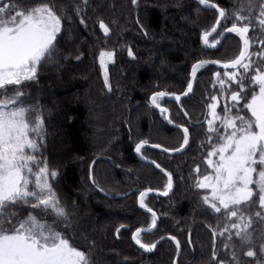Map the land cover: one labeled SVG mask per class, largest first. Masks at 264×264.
Listing matches in <instances>:
<instances>
[{
    "label": "trees",
    "instance_id": "16d2710c",
    "mask_svg": "<svg viewBox=\"0 0 264 264\" xmlns=\"http://www.w3.org/2000/svg\"><path fill=\"white\" fill-rule=\"evenodd\" d=\"M209 1L230 14L239 11L250 17V52L258 53L264 48L260 44L264 31L256 19L262 0ZM21 3L25 8L43 3L54 5L62 21L52 53L38 66L36 79L21 86L25 93L23 106L33 110L29 119L43 120L42 136H33L39 147L35 155L47 162L50 172L58 173L50 183L67 213L66 217H58L49 210L43 214L42 222L83 251L88 264H173L177 251L174 241L163 240L146 253L131 240L135 229L148 228L153 219L138 207V194L145 189L163 192L168 183L157 169L137 159L134 147L140 141L166 149L181 146L184 133L165 122V114L150 104V95L186 91L192 64L202 59H234L242 48L240 37L229 33L216 49H203L200 35L213 27L218 12L194 0ZM101 21L109 29L107 35L100 28ZM232 23L229 15L208 42L217 40L219 33ZM101 49L114 53L108 66V87L97 60ZM251 59L259 63L258 56ZM236 70L243 75L242 69ZM254 70L255 65L247 74L249 79ZM225 71L232 70L204 66L196 73L190 95L179 103L158 100L159 105L169 109L174 124L189 130L190 141L182 153L169 155L147 147L140 152L170 172L174 183L165 197H144L145 208L155 211L158 223L153 232L141 234L140 239L153 244L162 236L174 237L180 246L177 264H264V254L260 252L264 245V219L255 215L262 211L258 196L254 198L257 204L250 211L245 210V215L252 218L248 230L251 238L250 244H242L231 229L233 220L206 205L207 189L196 186L198 178L212 172L207 164L208 152L218 144L215 133L208 132V105L213 102L210 97L217 96V113L223 117L225 106L232 103L231 91L238 90L236 84L227 82ZM217 73L226 80L225 89H221ZM252 89L256 90V85L246 81L248 99ZM245 102L242 100L240 107ZM235 113L234 108L232 115ZM245 113L246 109L240 115ZM215 126L220 128V122ZM209 135L213 137L211 141ZM13 210L17 219L26 218L30 212L41 214L39 209L27 206ZM225 226L229 231H224ZM249 250L255 251L256 257L244 254Z\"/></svg>",
    "mask_w": 264,
    "mask_h": 264
},
{
    "label": "snow or ice",
    "instance_id": "6c2138e0",
    "mask_svg": "<svg viewBox=\"0 0 264 264\" xmlns=\"http://www.w3.org/2000/svg\"><path fill=\"white\" fill-rule=\"evenodd\" d=\"M132 3L136 4L137 0H132ZM199 3L216 9L219 14L217 26L228 19L229 15L233 17L232 26L226 28V31L236 33L243 42V47L237 58L224 63L222 67L242 69L243 75L239 71L224 73L227 82L236 84L238 90L231 91L229 99L232 103L225 106L223 117L217 113V96L210 97L213 102L208 105L209 115L212 117L207 121L208 132L215 133L218 144L208 152L207 164L213 169L214 175L198 178L196 186L211 189L210 195L204 197V203L214 212L233 220L231 229L234 230V236L242 244H250L251 233L248 230L252 226V218L245 215V210L250 211L257 204L254 199L257 196L262 211H257L255 215L264 219V48L258 53L249 51L250 40L247 34L251 28L250 17L239 11L230 14L216 4H209V0H199ZM54 7L43 3L25 8L21 0L0 2V264H88L83 251L73 246L64 234L42 222L43 214L49 210L58 217H66L67 213L60 206L50 183V180L57 178L58 173L50 172L47 162L35 155L39 147L38 140L33 136H42L43 120L40 117L35 121L30 120L33 110L23 106L22 101L25 93L21 86L26 81L36 79L38 66L51 55L61 32V17L54 11ZM259 9L256 19L259 28L264 31V0ZM217 26L213 27V32L217 30ZM100 28L105 35L108 34L109 29L102 21ZM209 35L210 33L205 32L202 40L206 46L215 47L216 45H208ZM260 44L264 45V40ZM128 54L132 55L131 50ZM113 55L112 52H100L102 68H105L106 59L110 61ZM253 55L258 56V64L251 59ZM209 63L219 62L200 61L194 64L192 77L195 78L197 71ZM254 65V74L249 79L247 74L253 70ZM216 78L221 89H225L226 80L219 73ZM246 81L258 86V91L251 90L250 99L245 92ZM105 83L107 85L106 70ZM191 88L190 82L189 91ZM166 95L164 92L156 93L152 97V104L160 107L158 100ZM176 99L179 100L180 97L176 96ZM242 100L246 102L240 107ZM234 108L236 113L232 115ZM245 109L246 113L240 115ZM161 111L166 112L167 109L161 108ZM217 121L220 122V128L215 126ZM183 132L184 142L181 148L189 140V130L184 128ZM212 138L209 135L210 141ZM145 143L147 142L141 141L136 145L138 153ZM213 157L218 159L213 160ZM156 166L160 167L158 164ZM196 170L199 172V167ZM167 187L171 188L170 176ZM163 194L166 195L167 192ZM140 195V207L145 208L146 193ZM18 206L39 209L41 214L30 212L26 218L17 219L13 209ZM147 210L151 212L150 208ZM152 217L154 228L155 213ZM152 228L137 229L133 234L136 244L148 252L156 245L143 243L140 237L142 231L151 232ZM224 231H229L227 226ZM220 234L223 235V232ZM213 236H216L215 231ZM260 252L264 254V245H261ZM244 254L250 258L257 255L253 250ZM232 255L236 258L235 252ZM213 259H217L215 252Z\"/></svg>",
    "mask_w": 264,
    "mask_h": 264
},
{
    "label": "water",
    "instance_id": "95a60500",
    "mask_svg": "<svg viewBox=\"0 0 264 264\" xmlns=\"http://www.w3.org/2000/svg\"><path fill=\"white\" fill-rule=\"evenodd\" d=\"M194 1H196V2L199 3V0H194ZM199 4H200V3H199ZM209 4H216V3H213V2H210V1H209ZM201 5H202V4H201ZM216 5H217V4H216ZM202 6H203L204 8H206V9L216 10L215 8H209V7H206L205 5H202ZM218 7H219V6H218ZM219 8H220V7H219ZM220 9H221V8H220ZM218 16H219V14H218ZM217 19H218V17H217ZM217 19H216V22H215V24L213 25V27H214V26H217ZM213 27H212L209 31H207L208 33H210V35H209L208 38H207L208 40H209L212 36H214V35L217 33V31H218V29H219L220 26H217V30H216L215 32L212 31ZM229 27H231V26H229ZM227 28H228V27H227ZM227 34H229V32H227L226 29H224L223 31H221V32L219 33V35H218L217 40H215L212 44H209V43H208V45H216L215 47H211V46H206V45H205L204 41L202 40V36L204 35V33H202V34L200 35V44H201V47H202L203 49H206V50H214V49H216V48L220 45V43L222 42V40L224 39V37H225ZM247 35H248V34H247ZM248 37H249V36H248ZM249 40H250V38H249ZM241 42H242V41H241ZM242 47H243V42H242ZM250 50H251V42H250V49H249V51H250ZM240 51H241V50H240ZM238 56H239V54H238L235 58H237ZM235 58H234V59H235ZM234 59H232V60H234ZM232 60L222 62V61H218V60H215V59H202V60L196 61L195 63L192 64L191 69H190V80H189V83L191 82V84H192V88H191V90L189 91L188 86H187L186 91H184V92H182V93H180V94H169V93H167L166 96H164V97H162V98H160V99H166V100L174 101L175 103H179L180 100H181L182 98H184V97H186V96H188V95L191 94V92H192V90H193V87H194V84H195V78L192 77V67H193L194 64H198L200 61H218L219 63H216V64H211V63H209V64H207L206 66H212V67H215V68H218V69H221V70H232V69H225V68L222 67V65H223L224 63L231 62ZM189 83H188V85H189ZM158 92H163V91H158ZM158 92L152 93V94L150 95V97H149V102H150V104L153 106L154 109H156L157 111H159V112L165 114L164 119H165V122H166L168 125H170V126L176 128V129H179V130H181V131L183 132V129L186 128V127L181 126V125L174 124V123L171 121V119H170V111H169L168 108L163 107V106H161V105H160V107H155V106L152 104V102H151L152 97H153V95H155V94L158 93ZM164 93H165V92H164ZM185 93H187V95H185ZM176 96H179L180 99L177 100V99H176ZM160 99H159V100H160ZM161 108H163V109H167V111H166V112H162V111H161ZM183 133H184V132H183ZM189 141H190V134H189L188 144H189ZM140 142H141V141H140ZM140 142H138L137 144H139ZM183 142H184V141H183ZM137 144H136V145H137ZM182 144H183V143H182ZM182 144H181V145H182ZM188 144H187L186 146H184L183 148H181V146L178 147L179 149H181L180 151H175V149H167V151H165L166 148H164L163 146L158 145V144H152V143H145V144L143 145L142 148L147 147V148H150V149H153V150H158V151L164 152V153L169 154V155H175V154H180V153H182V152L186 149V147L188 146ZM136 145H135V147H134V154H135V156L137 157L138 160H140L141 162L146 163V164H148V165H151V166H153L155 169H157L162 175H164V176L166 177L167 182H169V176L171 177V188H170V189L167 187V188L165 189V191H163V192H159V191L154 190V189H145V190H142V191L138 194V196H137V205H138V207L141 209V211H142L143 213H146V214L152 215L153 213H155V211L151 210V212H150V211H148L146 208H141V207H140V199H141V195H140V194H141V193H146L145 196H147V195H154V196L165 197V196H167V195H169V194L171 193V191H172V189H173V187H174L173 178H172V175H171L170 172H168L167 170H165L164 168H162V167H161L158 163H156L154 160L142 156L141 153H140L141 151L138 153V152L136 151ZM153 145H158V147H154ZM142 148H141V149H142ZM178 148H176V149H178ZM157 164H158L160 167H157V166H156ZM91 167H92V165L90 166V175H89L90 180H91ZM91 181H92V180H91ZM167 185H168V183H167ZM165 192H167L166 195L163 194V193H165ZM155 216H156V226H157V223H158V217H157L156 213H155ZM156 226H155L154 228H152V224H151V225H150L148 228H146V229L152 228V231H151V232H153V231L155 230ZM137 229L145 230V229H142V228H137ZM137 229H135V230L133 231L132 235H131V240H132L133 244H134L135 246H137L139 249H141L142 251H144V252H146V253H150V252L145 251L144 249L140 248L139 245L136 244V242L133 240V234L137 231ZM117 233H118V230L115 232V235H116V236H117ZM144 233H150V232L142 231L141 234H144ZM212 235H213V234H212ZM169 239L172 240V241H174L175 244H176V246H177V241H176V239H175L174 237L170 236V235L160 237V238L157 239L153 244L156 245V246H155V248H156L157 245H158L160 242H162L163 240H169ZM213 239H214V236H213ZM155 248H154V249H155ZM154 249H153V250H154ZM153 250H152V251H153ZM152 251H151V252H152ZM179 254H180V246H179V248H177V251H176V254H175V257H174V260H173V264H177V260H178Z\"/></svg>",
    "mask_w": 264,
    "mask_h": 264
},
{
    "label": "rangeland",
    "instance_id": "374dc122",
    "mask_svg": "<svg viewBox=\"0 0 264 264\" xmlns=\"http://www.w3.org/2000/svg\"><path fill=\"white\" fill-rule=\"evenodd\" d=\"M104 32V31H103ZM209 44H212V43H210V42H208ZM101 51H105V52H112L113 53V51L112 50H108V49H101L99 52H98V56H97V60H98V64H99V67H100V72H101V76H102V79H103V82H104V84L106 85V83H105V70H106V74H107V85H106V87H108L109 86V80H108V66H109V64L113 61V57H112V59L109 61V60H107L106 59V61H105V68H102L101 67V64H100V52ZM233 71H239V70H233L232 69V71H229V72H233ZM257 87V89H256V91H258V86H256ZM209 119H212V117L209 115ZM208 119V120H209ZM213 160H216V159H218V157H213L212 158ZM211 175H214V172H213V170H212V172L210 173ZM210 174H208V175H210ZM210 192H211V189H207V191H206V194L207 195H210Z\"/></svg>",
    "mask_w": 264,
    "mask_h": 264
}]
</instances>
